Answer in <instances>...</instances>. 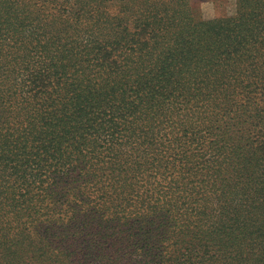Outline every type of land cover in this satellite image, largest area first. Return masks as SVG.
<instances>
[{
  "label": "trees",
  "instance_id": "16d2710c",
  "mask_svg": "<svg viewBox=\"0 0 264 264\" xmlns=\"http://www.w3.org/2000/svg\"><path fill=\"white\" fill-rule=\"evenodd\" d=\"M0 0V264H264V0Z\"/></svg>",
  "mask_w": 264,
  "mask_h": 264
},
{
  "label": "rangeland",
  "instance_id": "374dc122",
  "mask_svg": "<svg viewBox=\"0 0 264 264\" xmlns=\"http://www.w3.org/2000/svg\"><path fill=\"white\" fill-rule=\"evenodd\" d=\"M195 8H199L201 14L206 17H213L218 13H232L235 0H191Z\"/></svg>",
  "mask_w": 264,
  "mask_h": 264
}]
</instances>
